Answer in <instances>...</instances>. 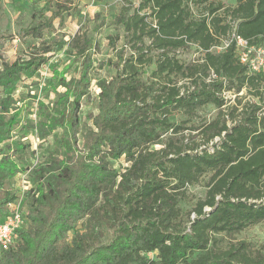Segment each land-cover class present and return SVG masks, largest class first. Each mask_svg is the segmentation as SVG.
Segmentation results:
<instances>
[{
    "label": "trees",
    "instance_id": "trees-1",
    "mask_svg": "<svg viewBox=\"0 0 264 264\" xmlns=\"http://www.w3.org/2000/svg\"><path fill=\"white\" fill-rule=\"evenodd\" d=\"M58 7L24 35L41 40L54 19L62 23ZM113 25L105 60L84 31L1 60L0 218L19 199L15 177L28 173L32 184L21 196L22 227L0 249V264H264V240L235 239L264 224V74L238 61L234 43L218 49L232 33L264 45V0L127 1ZM63 49L76 60L49 64ZM189 49L199 56L185 62L179 55ZM47 64L53 97L21 120L14 93ZM104 66L114 71L94 78ZM94 85L96 113L81 131V102ZM243 91L255 100L238 119L231 106L228 125L225 95ZM206 104L218 114L201 126L203 147L183 138L176 144L182 130L197 127L171 116ZM18 125L49 146L32 167L24 159L34 153L31 143L13 140ZM208 172L205 198L184 210L187 186Z\"/></svg>",
    "mask_w": 264,
    "mask_h": 264
},
{
    "label": "rangeland",
    "instance_id": "rangeland-1",
    "mask_svg": "<svg viewBox=\"0 0 264 264\" xmlns=\"http://www.w3.org/2000/svg\"><path fill=\"white\" fill-rule=\"evenodd\" d=\"M127 1L132 2L133 6H137L139 0H0V64L1 60L11 62L17 57H24L25 54L32 50L34 46L40 45L41 41L53 44L60 39H68L77 31H84L88 35L95 38L100 45V52L95 55L97 60H105V58L113 54L111 47L108 45L107 35L115 34L118 29L113 25V16L119 11L123 3ZM220 1L225 4H233L234 0H211ZM62 6V23L60 19L56 18L53 21V28L44 32L40 39L24 35V30L32 25L37 20L47 18L51 12L60 9ZM95 27L97 28L95 30ZM122 43V39L118 44ZM65 48V47H64ZM199 53L193 49H189L180 53L179 58L185 62L196 60ZM76 60L70 53L63 50L55 52L50 57L49 64H55L59 68L70 62ZM153 69V65L149 70ZM114 71L113 68L104 66L94 73V78L110 75ZM50 67L44 65L39 70V75L33 79L23 80L20 86L14 93L16 98L15 106L22 109L20 119L33 118L35 115L36 102L39 99H46L53 97V92L50 90ZM59 91L62 88L58 87ZM236 97L234 94L227 93L225 95L226 104L222 106L225 113L227 124L230 125V116L226 114L231 106L235 107L233 117L240 118L244 113L246 103L255 100L251 95L244 91ZM97 89L92 86L89 95L82 99L81 102V131H84L89 126L88 116L96 113ZM218 114V109L212 104H206L197 109L194 114L187 115L181 111L174 113L171 118L180 122L185 127H197L196 130L184 129L175 137L174 142L179 144L181 138L184 143L192 145L200 143L199 148L203 147V136L201 135V126L213 120ZM20 125L16 126L13 133V140L19 138L23 142H30L33 154L27 153L26 159L32 167L37 161L41 160L46 149L49 148L47 141L41 142L37 139L35 132L31 129L20 131ZM21 134V135H20ZM219 138L215 137L213 141ZM161 142L153 145L152 148H158ZM0 146H2L0 144ZM28 173L19 175L16 181L12 182L10 186L17 190L20 199L22 192L29 188L32 181ZM211 177V172L205 173L192 185L187 186L186 192L182 197L181 206L184 210H191L198 200H203L206 195L207 185ZM193 213H190V218ZM235 239H244L252 242L255 245H260L264 240V224L259 223L235 235Z\"/></svg>",
    "mask_w": 264,
    "mask_h": 264
},
{
    "label": "built area",
    "instance_id": "built-area-1",
    "mask_svg": "<svg viewBox=\"0 0 264 264\" xmlns=\"http://www.w3.org/2000/svg\"><path fill=\"white\" fill-rule=\"evenodd\" d=\"M231 43H234L236 56L240 63L245 64L251 72L264 74V45L255 46L242 36L232 33L229 38L222 41L218 49L223 50ZM210 77H214V74L211 73ZM8 209L9 214L0 218V249H7L14 243L23 223L22 199L19 198L9 203Z\"/></svg>",
    "mask_w": 264,
    "mask_h": 264
},
{
    "label": "crops",
    "instance_id": "crops-1",
    "mask_svg": "<svg viewBox=\"0 0 264 264\" xmlns=\"http://www.w3.org/2000/svg\"><path fill=\"white\" fill-rule=\"evenodd\" d=\"M19 175L21 176V174H19ZM19 175H17V176L15 177L14 182L16 181V179H17V177H18Z\"/></svg>",
    "mask_w": 264,
    "mask_h": 264
}]
</instances>
